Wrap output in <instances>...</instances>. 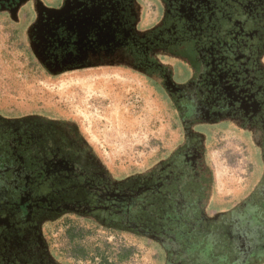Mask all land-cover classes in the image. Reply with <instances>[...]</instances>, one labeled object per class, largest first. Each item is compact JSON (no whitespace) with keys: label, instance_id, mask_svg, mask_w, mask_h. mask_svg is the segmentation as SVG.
<instances>
[{"label":"flooded vegetation","instance_id":"flooded-vegetation-1","mask_svg":"<svg viewBox=\"0 0 264 264\" xmlns=\"http://www.w3.org/2000/svg\"><path fill=\"white\" fill-rule=\"evenodd\" d=\"M150 4L154 15L145 24L142 0H0V20L3 30L19 35L30 60L48 76L101 66L129 67L169 97L178 121L200 103L201 121L210 126L223 121L230 131H249L248 138L264 149V0H151ZM183 50L192 55V76L172 85L161 72L160 56ZM211 131L215 137L216 131L226 129ZM195 134L191 140L183 133L177 150L164 163L171 164L169 172H153L150 181L141 177L143 185L158 187L159 196L166 188L172 192L167 203L160 198L154 202L186 206L204 202L208 194L199 197L198 192L211 186L205 160L208 143L203 133ZM179 157L191 159L193 166H186L183 177L180 169L172 168ZM261 180L253 196H264V174ZM178 185L198 196L189 200L185 193L178 198ZM128 186L112 178L74 122L0 108V264H72L53 246L47 231L50 224L70 215L113 228L115 214L119 217L115 226L121 223L120 229L141 235L143 224L138 219L136 225L130 223L124 193ZM138 192L143 198L151 195L144 187ZM150 199L141 201L135 218L140 219L139 211ZM200 205V215L188 223L192 227L178 229L172 224L170 231L152 232L168 238V244L174 237L182 244L179 239L184 238L186 246L179 257L178 248L171 244L163 248L142 232L168 254L164 264H224L223 252L216 258L211 252L223 237L227 249H236L233 218L240 208L231 207L223 220L213 221L202 216ZM188 237L198 239L189 243ZM195 250L191 261L187 254ZM238 257L239 251L226 264ZM256 259L263 264L264 252L254 255L252 260Z\"/></svg>","mask_w":264,"mask_h":264},{"label":"rangeland","instance_id":"rangeland-1","mask_svg":"<svg viewBox=\"0 0 264 264\" xmlns=\"http://www.w3.org/2000/svg\"><path fill=\"white\" fill-rule=\"evenodd\" d=\"M142 1L148 24L154 15L151 0ZM160 60L161 72L172 85L191 79L193 58L185 50L177 55L164 54ZM202 106L198 103L178 121L169 97L154 88L145 75L125 66H101L48 76L30 60L19 35L15 37L13 31L3 30L0 20V108L16 115L43 114L74 122L113 179L137 174L150 181L153 172L165 175L171 164L164 163L177 150L183 133H188L187 139L191 140L196 132L203 133L208 143L205 160L212 178L208 182L210 189L206 184L198 194L208 195L202 205H172L169 224L184 229L192 227L188 223L200 215L198 205L202 216L214 218L213 221L223 220L231 207H239L233 218L236 249H227L228 242L223 237L211 252L213 258L223 252L225 256L220 261L224 264L238 251L239 257L233 264H258L252 258L264 252V199L255 196H264L253 194L259 190L264 174V149L252 137L248 138L249 131L245 134L238 128L230 131L229 124L223 121L213 127L207 120L201 121L198 115ZM211 128L226 131H216L214 137ZM260 141L263 142L262 137ZM181 158L175 159L172 168L180 169L178 174L183 177L186 166H193L191 159ZM185 162L189 164L184 165ZM183 194L189 200L198 196L189 190H183ZM247 199H253V203L249 204ZM244 204L246 209L242 211ZM182 207L181 217L185 220L172 219ZM118 218L112 214L113 228H108L70 215L50 224L47 231L53 246L72 264H99L104 256L116 264L165 263V251L151 238L116 228ZM175 238L170 244L174 250L178 248L179 257L186 240L179 239L180 244ZM197 239L187 238L190 242ZM190 253L185 254L194 256L196 250ZM120 254L124 255L123 260Z\"/></svg>","mask_w":264,"mask_h":264},{"label":"trees","instance_id":"trees-1","mask_svg":"<svg viewBox=\"0 0 264 264\" xmlns=\"http://www.w3.org/2000/svg\"><path fill=\"white\" fill-rule=\"evenodd\" d=\"M122 182H126L129 184L127 190L124 192L128 198H129V202H128V211H129V215L132 218L130 223L132 225H136L137 223V219L140 221L139 224L141 225V223L143 224V226L145 227L144 229H140V234L144 235L142 232H145V235L148 237H153L155 241H157V243L162 246L163 248H166V246L170 245L168 244V238H165L161 235V237L157 236V235H153V231H170L171 230V225L169 224V218L171 217L172 213H171V207L172 205H165L164 202L167 203L168 200H170L173 195L172 192L170 190H168L167 188L165 189V192L159 196L157 191H158V187L154 186L153 184H142V179L141 176L136 175H131V176H126L123 177L122 179H120ZM141 183V184H140ZM145 183V182H144ZM142 187H144V189L146 190V192L148 194H151L150 196H146L145 198L141 197V195L139 194V189H141ZM177 187H179L178 189V198L182 199L183 198V190L181 189V186L178 185ZM160 192V191H159ZM157 194V195H156ZM148 197H150L152 200V202H146L144 203V205L142 206L143 209H140L139 213H140V219L139 218H135V216L138 214V212L136 213V210L139 208V204L141 203V201L143 199H148ZM162 199L164 202H154V200L157 199ZM102 207H105L106 205L103 204L101 205ZM126 208V207H125ZM121 212V211H120ZM177 214L175 216L172 217V219H178L180 221L185 220L183 217H181V214L184 213V207L181 208V210L177 209ZM135 215H133V214ZM161 218V220L159 221V219ZM102 223L99 222V225H101ZM123 224L121 223H116V227L118 228H122ZM161 229V230H160ZM178 229H183V226H178ZM187 233H189L191 231L190 230H186ZM139 234V233H137ZM149 234V235H148ZM169 236L171 234H168ZM189 238V237H188ZM191 238V237H190ZM189 243L190 240H187ZM169 247V246H168ZM166 256H168V254L166 253ZM101 264H109L108 263V259L105 258ZM113 264V263H112Z\"/></svg>","mask_w":264,"mask_h":264}]
</instances>
